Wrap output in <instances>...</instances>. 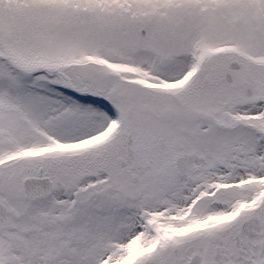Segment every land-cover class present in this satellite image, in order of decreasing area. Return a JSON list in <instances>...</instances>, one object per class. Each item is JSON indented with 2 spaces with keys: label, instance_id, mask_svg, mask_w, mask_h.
Listing matches in <instances>:
<instances>
[{
  "label": "snow or ice",
  "instance_id": "6c2138e0",
  "mask_svg": "<svg viewBox=\"0 0 264 264\" xmlns=\"http://www.w3.org/2000/svg\"><path fill=\"white\" fill-rule=\"evenodd\" d=\"M0 264H264V0H0Z\"/></svg>",
  "mask_w": 264,
  "mask_h": 264
}]
</instances>
